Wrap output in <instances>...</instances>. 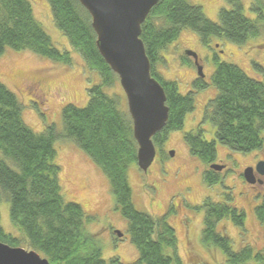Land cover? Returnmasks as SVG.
Masks as SVG:
<instances>
[{
	"label": "trees",
	"instance_id": "obj_1",
	"mask_svg": "<svg viewBox=\"0 0 264 264\" xmlns=\"http://www.w3.org/2000/svg\"><path fill=\"white\" fill-rule=\"evenodd\" d=\"M55 26L67 37L73 50L94 69L99 82L87 87L84 106L66 103L61 108L62 129L55 123L35 131L22 118V105L15 93L0 82V202H9V218L21 237L3 229L0 240L10 245L25 242L48 259L49 264H108L94 235L85 222L92 217L72 200H65L59 182L60 166L55 162L57 140H71L85 151L107 176L116 206L127 221L130 241L137 250L139 264H183L177 252V237L167 215H151L137 209L131 199L127 170L136 163L137 144L127 110L120 108L121 96L107 92L117 75L105 62L95 45V33L87 10L78 0H46ZM230 7L218 10V20L206 16L200 5L188 0H159L141 24L140 38L150 61L151 74L161 83L166 95L168 118L152 140L161 145L172 130L183 126L186 113L194 109L196 91L210 83L216 93L205 104L202 120L214 126V138L206 139L201 127L184 132L188 151L209 166L216 159V141L230 149L249 152L261 149L264 131V76H249L235 63L214 55V70L208 83L195 76L192 89L181 93L177 82L160 75L156 65L164 61L162 51L176 40L183 28L196 32L204 44L211 36H220L237 44L261 35L264 27V0H253L243 11L241 0H227ZM6 47L30 50L62 63H71L68 50H60L51 41L33 15L29 0H0V55ZM182 64L195 66L182 53ZM261 69L260 65L254 63ZM207 184L219 181V172L205 169ZM216 201L206 196L194 205L203 212L201 242L216 246L227 264H264L263 250L250 244L234 249L231 239L222 234L218 222L223 218L242 227L244 211L232 204L231 195ZM264 232V194L254 208ZM22 246V245H21ZM119 262L118 257L109 259ZM192 264H209L205 262Z\"/></svg>",
	"mask_w": 264,
	"mask_h": 264
},
{
	"label": "rangeland",
	"instance_id": "obj_2",
	"mask_svg": "<svg viewBox=\"0 0 264 264\" xmlns=\"http://www.w3.org/2000/svg\"><path fill=\"white\" fill-rule=\"evenodd\" d=\"M29 1L34 17L49 34L52 43L60 50L69 51L71 63L55 61L26 49L6 47L0 55V82L17 96L22 105V118L29 127L41 131L46 124L54 122L61 130L62 106L69 102L84 106L88 100L86 89L90 84L98 83L99 76L86 65L83 57L72 49L67 37L55 26L48 2ZM188 1L200 5L212 20H218L221 7H230L227 0ZM252 1L241 0L244 13L253 18L250 10ZM261 32L260 36L244 44L220 36H211L209 44H204L196 32L183 28L178 38L162 51L164 61L156 68L162 77L175 80L181 93L188 92L192 89V79L197 76L196 66L182 64L180 55L185 49H191L197 54L208 83L214 70V55L220 60L235 63L249 76L262 79L264 27ZM254 63L259 64L261 69ZM106 90L118 93L121 96L120 108L127 110L126 97L118 78ZM215 93L216 88L211 83L196 91L194 109L186 113L180 129L170 131L161 145H155L156 153L146 172L139 169L136 163L129 164L127 170L131 199L137 209L159 216L172 206L167 220L175 229L177 252L183 264L226 262L219 247H207L201 242L203 212L193 208L206 196L216 201L225 200V192L230 193V202L244 211V222L240 227L223 218L217 224L218 230L231 239L234 249L250 244L254 250L264 252V232L254 211L264 194V182L254 187L245 181L242 174L246 165L253 166L259 159L264 160V131L262 148L249 152L233 150L216 141L214 162L224 166L220 171L216 170L220 179L211 185L203 179V172L209 166L192 156L183 140L184 132L198 127L203 129L206 139L214 138V126L202 117L205 104ZM54 147L55 162L60 166L59 182L63 198L79 203L86 215L92 217L85 222V228L94 235L103 258L108 264H139L136 262V247L127 231V221L116 206L109 180L102 169L71 140H57ZM0 224L5 231L21 237L19 229L10 221L9 202L5 200L0 202ZM114 229H119L121 236ZM21 245L29 248L25 242ZM114 256L118 257V263L109 262Z\"/></svg>",
	"mask_w": 264,
	"mask_h": 264
},
{
	"label": "water",
	"instance_id": "obj_3",
	"mask_svg": "<svg viewBox=\"0 0 264 264\" xmlns=\"http://www.w3.org/2000/svg\"><path fill=\"white\" fill-rule=\"evenodd\" d=\"M159 0H78L87 10L95 33V45L117 75L124 91L127 111L132 121L133 137L137 144L136 164L146 172L152 163L156 148L152 140L168 118L166 95L161 83L150 72V61L140 38L141 24L153 5ZM192 56L197 76H204L197 54ZM173 155V150L170 151ZM223 164L211 162L209 168L221 170ZM257 174H264V160L243 169L248 183L260 182ZM121 236L119 229H114ZM0 264H49L48 259L33 248L10 245L0 240ZM218 264H227L218 263Z\"/></svg>",
	"mask_w": 264,
	"mask_h": 264
},
{
	"label": "flooded vegetation",
	"instance_id": "obj_4",
	"mask_svg": "<svg viewBox=\"0 0 264 264\" xmlns=\"http://www.w3.org/2000/svg\"><path fill=\"white\" fill-rule=\"evenodd\" d=\"M246 166H248V165H246ZM254 166H255V164L253 165V167ZM242 173H243V171H242ZM254 174H255L256 178L257 179H260L261 181L259 183L258 182H255V183H249V184L252 185V186H254V187H259L264 182V174L263 175L257 174V172L255 170H254Z\"/></svg>",
	"mask_w": 264,
	"mask_h": 264
},
{
	"label": "bare ground",
	"instance_id": "obj_5",
	"mask_svg": "<svg viewBox=\"0 0 264 264\" xmlns=\"http://www.w3.org/2000/svg\"><path fill=\"white\" fill-rule=\"evenodd\" d=\"M156 148V147H155Z\"/></svg>",
	"mask_w": 264,
	"mask_h": 264
}]
</instances>
